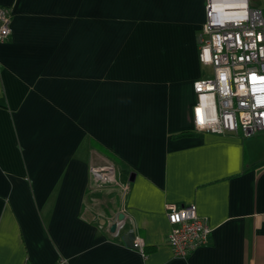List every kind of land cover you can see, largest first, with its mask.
<instances>
[{"label": "crops", "instance_id": "1", "mask_svg": "<svg viewBox=\"0 0 264 264\" xmlns=\"http://www.w3.org/2000/svg\"><path fill=\"white\" fill-rule=\"evenodd\" d=\"M205 4L0 0V264H264V130L193 122ZM106 163L117 184L95 181ZM167 203L212 228L185 258Z\"/></svg>", "mask_w": 264, "mask_h": 264}, {"label": "built area", "instance_id": "2", "mask_svg": "<svg viewBox=\"0 0 264 264\" xmlns=\"http://www.w3.org/2000/svg\"><path fill=\"white\" fill-rule=\"evenodd\" d=\"M205 14L197 36L198 58L211 67V74L193 82L194 125L205 133L253 136L264 130V4L206 0ZM11 32V10L0 5V42ZM91 173L99 185L117 184L111 163L94 166ZM165 212L174 257L185 258L207 242L212 228L197 214L195 204L167 203ZM130 245L145 255L141 238L135 236Z\"/></svg>", "mask_w": 264, "mask_h": 264}, {"label": "water", "instance_id": "3", "mask_svg": "<svg viewBox=\"0 0 264 264\" xmlns=\"http://www.w3.org/2000/svg\"><path fill=\"white\" fill-rule=\"evenodd\" d=\"M118 219H122V214H118ZM115 230V224L113 223V224H111V226H110V231H114Z\"/></svg>", "mask_w": 264, "mask_h": 264}, {"label": "rangeland", "instance_id": "4", "mask_svg": "<svg viewBox=\"0 0 264 264\" xmlns=\"http://www.w3.org/2000/svg\"><path fill=\"white\" fill-rule=\"evenodd\" d=\"M203 71L205 73H208L209 75L211 74V68L210 67H207V66H203ZM105 165V164H104Z\"/></svg>", "mask_w": 264, "mask_h": 264}]
</instances>
